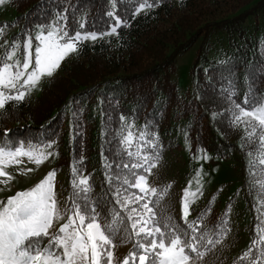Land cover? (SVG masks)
<instances>
[{"label": "trees", "instance_id": "trees-1", "mask_svg": "<svg viewBox=\"0 0 264 264\" xmlns=\"http://www.w3.org/2000/svg\"><path fill=\"white\" fill-rule=\"evenodd\" d=\"M8 4L14 16L0 22L5 26L0 40H9L6 48L23 44L26 32L34 36L37 25L54 21L66 25L70 35L76 31L104 35L112 27L116 32L93 43L82 42L78 54L42 81L38 95L19 104L9 102L12 106L0 116V146L7 150L21 143L51 144L50 151L58 154L53 170L60 176L56 183L62 208L71 206L75 165L93 186L89 196L101 224L113 212L127 216L116 200L140 193L123 180L133 181V173L146 175L144 169L153 163L126 154L122 137L129 129L135 139L127 151L149 156L160 152L162 161L152 169L148 183L158 189L171 185L162 206L178 224L183 141L190 155L200 152L228 161L239 182L243 208L236 202L238 192L232 195L226 184H220L202 205H191L188 219L196 220L211 208L201 231L217 240L224 220L230 229L222 243L201 247L207 255L198 264H248L240 258L257 239L255 227L264 212L260 205L264 191L258 182L264 175L258 168L250 175L248 153L255 155V145L246 139L244 125H234L233 113L236 104L246 107V97L250 103L264 100V0H8ZM61 16L65 19L59 20ZM192 48L196 49L188 72L191 85L181 91L174 79L176 63ZM147 142L156 143L157 149ZM136 163L144 167L132 168ZM132 251L133 242H117L114 264ZM251 256L259 258L257 248Z\"/></svg>", "mask_w": 264, "mask_h": 264}, {"label": "snow or ice", "instance_id": "snow-or-ice-1", "mask_svg": "<svg viewBox=\"0 0 264 264\" xmlns=\"http://www.w3.org/2000/svg\"><path fill=\"white\" fill-rule=\"evenodd\" d=\"M5 2L0 0V5ZM64 19L62 16L59 18ZM4 27L0 25V39L5 35ZM80 27L83 28L84 24L81 23ZM115 32L113 28L112 33ZM97 38L95 33L79 31L70 35L67 26L59 21L37 25L34 36L30 31L26 32L23 44L13 43L5 55L0 56V116L12 106L9 102L19 104L39 89L45 77H53L65 59L74 53L78 54L82 41H94ZM18 52H21L19 57ZM250 99L246 97L243 101L246 107L235 105L233 123L236 126L244 125L246 139L255 145V155L251 151L248 153L252 157L249 160L250 175L253 174L252 168H258L261 175H264V100H253L250 103ZM143 138L144 134L141 133L140 139ZM134 139L130 129L122 137L126 154L139 156L145 163L151 159L153 163L144 169L146 175L133 173V181L126 178L123 180L125 185L138 189L140 193L126 196L123 201L119 198L116 200L128 212L127 216L113 212L111 218L101 224L96 205L89 196L93 186L89 183V177L83 176L82 170L75 165L72 168L71 206L61 208L56 197L54 169L31 189L19 191L0 201V264H114L117 242H133L134 245V251L120 264H129V260L132 264H198L207 255V249L201 251V247L222 243L230 231L226 227L227 220L223 221L225 227L221 229L217 240L208 238V233L201 231V222L211 212V208L196 220L188 219L191 214L190 205L195 203L198 193L203 195L202 173H197L196 191L191 190V183L184 190L181 201L182 224H178L168 215L166 206H162L171 185L158 189L148 183L152 169L162 161L160 152L156 151L149 156L142 155L139 150L135 153L127 151L132 147ZM147 143L153 149L158 147L156 143ZM51 147V144L38 147L21 143L6 150L0 146V178H5L0 179V184L7 185L15 178L6 169L22 163V158L34 163L38 170L40 165L58 155L47 151ZM131 167L143 168L144 164L136 163ZM32 171L27 169L24 174ZM111 179L109 177V183ZM258 183L264 191V180ZM119 195L117 191L116 196ZM212 203L214 199L210 201ZM132 204L139 207H129ZM260 205L264 208V199ZM230 212L231 206L227 209V213ZM65 219L66 222L60 225L57 232L50 233L54 224ZM258 220L260 222L255 227L257 239L253 240L249 251L240 258V261L247 260L248 264H264V247H260L264 245V212H261ZM253 248L258 249L259 258H252Z\"/></svg>", "mask_w": 264, "mask_h": 264}, {"label": "rangeland", "instance_id": "rangeland-1", "mask_svg": "<svg viewBox=\"0 0 264 264\" xmlns=\"http://www.w3.org/2000/svg\"><path fill=\"white\" fill-rule=\"evenodd\" d=\"M13 16H14V13L9 7L8 0H6V2L3 5H0V22L9 21L13 18ZM113 28L114 27L110 28V30L104 35H99L95 33L98 38L94 41L87 40V41H82V42L93 43L105 37H111L115 34V33H112ZM8 44H9L8 39L0 40V45H3V47H0V56L5 55L6 51L10 49L8 47L6 48ZM195 49L196 48L190 49L188 52H186L183 56H181L177 60L176 75L174 79L176 80V83L178 84V87L181 91H185L187 87L191 85L188 72H189L191 62L195 56ZM75 54L76 53L72 54L71 56H74ZM20 55H21V52H18L17 56L19 57ZM63 63L64 61L61 63L60 67L62 66ZM58 70L56 71L54 75L57 74ZM45 79H47V77H45L43 81ZM39 90H40V87L38 90L33 91L30 96L38 95ZM183 145H184V153H185V165H184L183 171L178 177L179 188L181 191L180 196H179V201H178V213L180 214V216L182 214L181 201H182L184 190L186 189V187L189 186L190 183H191L192 191H196L197 189V184H196L197 173H202L201 183L203 184V189H202L203 195L200 196L198 193L197 194L198 198L196 199L195 203L191 205H198V204L202 205L213 190H215L220 184H226L227 185L226 189L228 190L230 194L234 195V192H238L236 196V200H237L236 202L238 206L240 207V209H242L244 204L241 198L240 191L239 189H237L239 187V182L236 177V173L232 167V164L228 161L210 159L205 154L200 153V152L194 155H190L188 153V144L183 141ZM47 151L51 152L50 149H47ZM22 159H23L22 163L14 165L6 169V171L11 173L15 178L12 181H10L7 185L0 184V189H3V190H0V201H4L9 197L14 196L19 191L31 189L38 182L43 180L45 176L50 171L53 170V163H54L55 157L53 156L52 158H50L49 161L40 165L38 170H37V166L34 163L28 162L27 158H22ZM27 169H33V171L27 174H24ZM59 178H60L59 174L56 173V177H55L56 197H57L59 206L62 208L60 188L58 184L56 183ZM0 179H5V178H0ZM65 222H66V219L60 221L58 224H54L53 228L50 229V233L57 232L60 225Z\"/></svg>", "mask_w": 264, "mask_h": 264}]
</instances>
